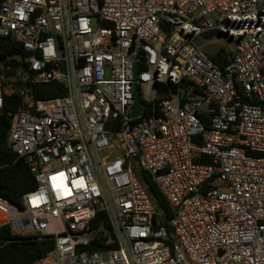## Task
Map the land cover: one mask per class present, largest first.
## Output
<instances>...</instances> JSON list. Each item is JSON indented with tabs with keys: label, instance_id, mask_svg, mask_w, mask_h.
Here are the masks:
<instances>
[{
	"label": "built area",
	"instance_id": "2783aa9c",
	"mask_svg": "<svg viewBox=\"0 0 264 264\" xmlns=\"http://www.w3.org/2000/svg\"><path fill=\"white\" fill-rule=\"evenodd\" d=\"M0 37L27 53L0 114L22 99L8 143L37 182L0 226L54 241L33 264H264V0H5Z\"/></svg>",
	"mask_w": 264,
	"mask_h": 264
},
{
	"label": "trees",
	"instance_id": "16d2710c",
	"mask_svg": "<svg viewBox=\"0 0 264 264\" xmlns=\"http://www.w3.org/2000/svg\"><path fill=\"white\" fill-rule=\"evenodd\" d=\"M5 0H0V6ZM16 56H27L22 46L8 38L0 37V64L4 67L18 66ZM213 61L224 68L229 60L221 55H212ZM55 85H40L36 87L35 98H47L61 95L52 90ZM60 88V87H59ZM22 99L12 95L4 99L5 109L0 114V197L17 205H21L22 197L34 191L37 187L35 175L24 159L18 158L11 150L8 143L10 129L9 112L20 108ZM207 163L208 159H200ZM159 208L164 213L165 219L171 216L169 206L160 193L157 185L147 175L143 177ZM54 249L52 240H36L34 237H18L12 234L8 225L0 226V264H33L37 259L45 256Z\"/></svg>",
	"mask_w": 264,
	"mask_h": 264
},
{
	"label": "rangeland",
	"instance_id": "374dc122",
	"mask_svg": "<svg viewBox=\"0 0 264 264\" xmlns=\"http://www.w3.org/2000/svg\"><path fill=\"white\" fill-rule=\"evenodd\" d=\"M214 40H217V42L214 45L212 46L208 45L204 48V51L206 53H209L211 56L221 51L228 52V50H231L232 48H234V45H235L233 41L228 40L225 37H217ZM205 41H206V38L197 39L198 45H203Z\"/></svg>",
	"mask_w": 264,
	"mask_h": 264
},
{
	"label": "water",
	"instance_id": "95a60500",
	"mask_svg": "<svg viewBox=\"0 0 264 264\" xmlns=\"http://www.w3.org/2000/svg\"><path fill=\"white\" fill-rule=\"evenodd\" d=\"M138 68H139V65L136 64L135 65V77L137 76V73H138ZM142 102L138 96V93H137V86H135V111H134V117H137L140 115L141 113V110H142Z\"/></svg>",
	"mask_w": 264,
	"mask_h": 264
}]
</instances>
